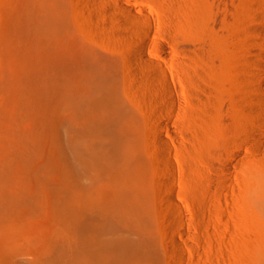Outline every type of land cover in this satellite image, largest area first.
<instances>
[{
    "label": "rangeland",
    "instance_id": "rangeland-1",
    "mask_svg": "<svg viewBox=\"0 0 264 264\" xmlns=\"http://www.w3.org/2000/svg\"><path fill=\"white\" fill-rule=\"evenodd\" d=\"M169 1L123 0L132 16L114 9L115 0H0V205L8 210H0V264H71L69 179L58 172L67 163L56 150L57 131L45 124L62 103L61 85L90 60L115 63L135 118L138 204L155 260L179 264L183 252L184 264H264V110L255 115L249 109L257 103L245 99L255 45L264 43L248 32L264 0H186L184 14L175 6L182 0L171 1L172 9ZM167 8L184 17L174 25ZM138 47L155 65L140 62ZM162 69L173 85L171 108L126 84L131 71L144 85V73ZM170 193L184 215L183 234Z\"/></svg>",
    "mask_w": 264,
    "mask_h": 264
},
{
    "label": "bare ground",
    "instance_id": "bare-ground-1",
    "mask_svg": "<svg viewBox=\"0 0 264 264\" xmlns=\"http://www.w3.org/2000/svg\"><path fill=\"white\" fill-rule=\"evenodd\" d=\"M171 1H169L170 6ZM182 1L183 4L187 3L186 0H184L185 2ZM260 1L262 0H258V2ZM188 2L190 4L191 1ZM173 3L175 4L176 1ZM178 3L175 6L181 11L183 9L182 14H184V10L185 13H188L189 8L192 12L194 11L193 6L191 7L188 4L190 7L189 10H186L187 4L180 5ZM114 5H116L114 9L117 7V10L119 8L124 12L128 11L134 16L133 9L126 7L123 0H115ZM170 6L168 8L172 9L173 4L171 8ZM168 8L167 12H170ZM181 11L178 10L177 12L181 14ZM171 12L168 14L173 15ZM175 14L174 12V18L171 17L172 15L169 16L170 20L171 18L173 21L176 20L174 25L180 18H177L179 14L177 16ZM182 14L181 17H184ZM186 16L187 14H185ZM188 16L186 19L182 18L184 20H181L187 23ZM127 19L126 22L129 21ZM256 20L248 33L260 34L264 39V12L258 15ZM117 22H120V20ZM128 23L132 24L131 22ZM179 24L178 22V26L184 25L183 22H181L182 25ZM145 25L147 26V24ZM122 26L124 25L122 24ZM255 47L257 57L253 62L254 71L250 78H247L250 92H248L249 95L245 99L257 103V106H255L251 102L250 107L252 106V108H247L250 112L254 111L256 115L258 109L264 110V43H257ZM145 48L138 47L137 58L141 60H139L141 63H144L143 65H155L154 60L147 54ZM76 61L78 62V60ZM201 64L202 61H199L198 65ZM78 68L80 67L78 66ZM80 69L76 73L78 75L73 74L74 76H72L71 74V78H67L64 84L61 85L59 97L62 103L57 106L56 111L47 113L49 123L45 124L46 127L47 125L48 127L52 126V129L57 131L59 138L56 150L62 160L65 159L64 162L67 163L66 167L63 166V169L58 172L60 177L65 176L68 177L67 180L69 179L70 209L67 218L72 221L75 232L73 252L71 251L74 256L72 255L73 257L70 258L72 259L71 264H162L155 260L154 250L156 246L154 244L156 242L154 244L152 242L149 226L143 220L144 209L140 208L138 204L140 192L136 179L139 176L140 161L136 145L135 118L128 110L127 99L120 94L117 66L114 62L101 64L90 60ZM69 70L72 71V69ZM203 71V69L195 71L196 80L201 78ZM128 74L126 84L135 96H138L139 92L142 91V94L149 98L151 102L160 104L163 107L169 104V108H171L173 104V85L165 70L162 69L160 75L154 74L152 71L144 73L142 77L144 85L141 84L137 73L131 71ZM249 102L245 104L249 105ZM251 117H253L252 114ZM63 127L66 133V143L63 140ZM258 133L260 137H264L262 128L259 129ZM153 136L159 150H165L167 141L159 129L154 131ZM169 167L166 168L168 169V180L170 184L174 185L173 175ZM226 175L229 177V171H226ZM228 177L226 176V181L229 180ZM171 195L170 193L168 197L169 207L177 215V220L180 223L178 224L180 234H183L181 221L184 215L180 212L181 210H178L177 203H173ZM0 210L2 212L1 205ZM5 210L8 213L7 208ZM4 213L2 212V214ZM2 214L0 213V215ZM174 242H177V240ZM177 244L174 243L176 246ZM174 248L176 249V247ZM61 257L63 256L61 255ZM185 257V253L182 252L178 263L184 264L182 259ZM59 260H56V262L61 264ZM171 264L176 263L171 262Z\"/></svg>",
    "mask_w": 264,
    "mask_h": 264
}]
</instances>
